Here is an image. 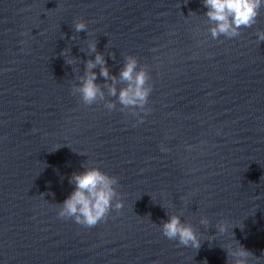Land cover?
<instances>
[{
	"label": "clouds",
	"instance_id": "9594fccd",
	"mask_svg": "<svg viewBox=\"0 0 264 264\" xmlns=\"http://www.w3.org/2000/svg\"><path fill=\"white\" fill-rule=\"evenodd\" d=\"M203 5L207 8L204 16L211 25L209 28L211 37L235 38L241 34L242 28H251L257 23L260 10L264 7V0H203ZM72 27L75 33L87 32V24L83 20H76ZM256 36L258 42L264 41V31H257ZM72 39L75 40L76 36L73 35ZM87 47L88 55L95 53V57L84 62V73L76 78L78 83L73 85L72 94L79 95L84 105L91 106L104 102V107L109 112L116 109L119 104L121 106L119 111L140 117L138 122L142 123L143 117L140 114L150 112L146 105L152 92L147 67H138V59L128 55L124 58L119 75H113L104 55L97 51V42L89 40ZM66 51L71 52V49H64L61 54L64 55ZM68 64L71 65L72 62L68 61ZM96 68H99V73L93 71ZM98 75L104 78L103 84L96 82ZM118 85L123 86L118 88ZM106 97L115 99L109 100ZM161 150L167 151L163 147ZM82 167L84 171L71 174L69 183L74 184L75 188L62 203L57 204V214L60 218L72 219L79 225L92 228L106 221L113 209L118 212L124 205L117 192L118 177L102 171L99 166L83 163ZM166 214L168 219L159 224L163 236L177 241L178 246L198 250L201 247V240L192 224L183 222L181 215ZM209 223L207 217H201L200 224L208 226ZM216 229L224 233L227 227L221 222ZM237 242L236 247L228 245L227 248H223L227 253L226 264H249L251 257L258 259L239 241Z\"/></svg>",
	"mask_w": 264,
	"mask_h": 264
}]
</instances>
